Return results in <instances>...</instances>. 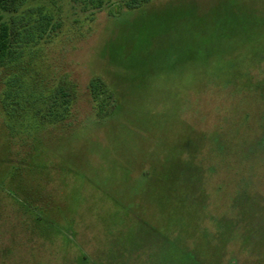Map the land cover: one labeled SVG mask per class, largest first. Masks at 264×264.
<instances>
[{"label":"rangeland","instance_id":"374dc122","mask_svg":"<svg viewBox=\"0 0 264 264\" xmlns=\"http://www.w3.org/2000/svg\"><path fill=\"white\" fill-rule=\"evenodd\" d=\"M118 1L21 8L60 25L0 69V264H264V0ZM59 85L51 124L33 109Z\"/></svg>","mask_w":264,"mask_h":264},{"label":"trees","instance_id":"16d2710c","mask_svg":"<svg viewBox=\"0 0 264 264\" xmlns=\"http://www.w3.org/2000/svg\"><path fill=\"white\" fill-rule=\"evenodd\" d=\"M26 1L28 0H0V69L20 64L24 54L31 53L34 47L52 39L59 28L60 24L54 21L53 15L44 12L41 7L21 10ZM151 1L122 0V2H117L116 7L123 6L127 10H137ZM90 2L95 8H101L106 0H90ZM108 3H112L111 0H108ZM238 16L241 17V15ZM148 62L147 59L140 60L141 65ZM22 75L26 77L24 72L20 70L8 74L7 81L3 82L5 88L1 93V98L21 96ZM89 92L95 105L96 120L99 124H103L117 114L120 109L118 98L109 90L101 78H94L90 81ZM37 98L41 99L42 97L37 96ZM17 99H14L12 104L18 101ZM43 102L44 105L33 109L34 112L37 114L39 111H41L40 114L44 113L41 118L48 123L63 122L70 115L72 94L69 90L67 91L65 86L59 85L50 96L43 99ZM32 216L35 222L41 219L38 214Z\"/></svg>","mask_w":264,"mask_h":264}]
</instances>
